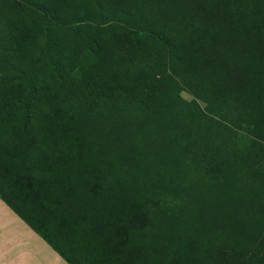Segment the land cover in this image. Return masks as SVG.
Returning <instances> with one entry per match:
<instances>
[{
	"label": "trees",
	"instance_id": "16d2710c",
	"mask_svg": "<svg viewBox=\"0 0 264 264\" xmlns=\"http://www.w3.org/2000/svg\"><path fill=\"white\" fill-rule=\"evenodd\" d=\"M0 200L66 264H264V0H0Z\"/></svg>",
	"mask_w": 264,
	"mask_h": 264
},
{
	"label": "crops",
	"instance_id": "0c3cea01",
	"mask_svg": "<svg viewBox=\"0 0 264 264\" xmlns=\"http://www.w3.org/2000/svg\"><path fill=\"white\" fill-rule=\"evenodd\" d=\"M0 264H66L0 200Z\"/></svg>",
	"mask_w": 264,
	"mask_h": 264
},
{
	"label": "rangeland",
	"instance_id": "374dc122",
	"mask_svg": "<svg viewBox=\"0 0 264 264\" xmlns=\"http://www.w3.org/2000/svg\"><path fill=\"white\" fill-rule=\"evenodd\" d=\"M139 36L141 37V34H139ZM184 97H187L185 94L183 95Z\"/></svg>",
	"mask_w": 264,
	"mask_h": 264
}]
</instances>
